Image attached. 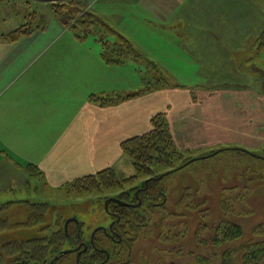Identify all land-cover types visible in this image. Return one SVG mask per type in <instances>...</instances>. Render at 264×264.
<instances>
[{
    "label": "crops",
    "instance_id": "1",
    "mask_svg": "<svg viewBox=\"0 0 264 264\" xmlns=\"http://www.w3.org/2000/svg\"><path fill=\"white\" fill-rule=\"evenodd\" d=\"M18 1L26 7L13 22L0 14L9 24L0 27V196L29 187L33 177L62 190L116 169L125 158L121 144L149 132L159 113L181 150L264 146V93L253 86L164 77L165 85L128 98L144 87L128 73L149 72L146 61L165 73L161 63L207 66L242 55L254 41L252 25L230 21L218 0H78L122 35L106 38L101 25L64 26L50 5L68 0ZM34 12L45 15L42 28ZM22 26L33 30L12 39ZM91 95L119 101L102 105Z\"/></svg>",
    "mask_w": 264,
    "mask_h": 264
},
{
    "label": "rangeland",
    "instance_id": "2",
    "mask_svg": "<svg viewBox=\"0 0 264 264\" xmlns=\"http://www.w3.org/2000/svg\"><path fill=\"white\" fill-rule=\"evenodd\" d=\"M218 1L228 8L230 21L237 23L244 17L252 25L255 38L242 55L240 53L235 60L208 63L207 66H203L198 59L196 62L170 63L171 68L161 63L165 73L159 71L156 63L146 61L149 72L128 73L131 75L128 81H140L145 85L160 78L158 82L161 84L166 77L169 82L176 83L183 76H188L215 86H253L264 93V0H230L229 5ZM1 2L0 14L9 15L12 22L14 14L26 7L18 0ZM3 26L7 29L9 24L2 20L0 27ZM204 69L212 73H204ZM241 144L215 143L191 150L178 148L187 159L226 150L209 158H200L164 178L160 185L166 193L158 198L160 204L149 201L144 219L139 222L132 219L133 227L127 228L134 236L126 237L122 245L117 246L115 259L107 264H224L223 255L227 251L232 252L235 264H247L244 258L247 247L264 242V160L232 148L242 147L264 156V146L247 147ZM184 158L178 160L175 157L169 163H159L158 172L180 167ZM116 169L118 178L134 174V167L126 157ZM139 181L75 194L65 192V188L45 187L33 177L29 187L0 196V206L8 205L0 208V217L12 222L5 232L14 236L19 235L21 229L46 230L48 235L53 231H62L70 217L80 219L86 231L90 232L109 224L110 217L104 210L105 198ZM27 199L30 201L27 204L19 202ZM29 203L47 204L46 222L33 227L14 228L16 222L18 224V221L29 217ZM42 217V213L38 215L39 220ZM228 225L241 227L243 234L235 239L229 238ZM254 264H264V258Z\"/></svg>",
    "mask_w": 264,
    "mask_h": 264
},
{
    "label": "trees",
    "instance_id": "3",
    "mask_svg": "<svg viewBox=\"0 0 264 264\" xmlns=\"http://www.w3.org/2000/svg\"><path fill=\"white\" fill-rule=\"evenodd\" d=\"M1 3L2 2L0 0V4ZM50 6L52 8V11L54 12L55 17L64 26H71V28L73 29H76L78 26L79 27L82 26L85 31L87 30L93 31L91 29V26L93 24H97L98 26L101 25L100 26V28H102L101 31L105 33L104 35H102L103 38L110 37L115 34H117L120 37L122 36L117 30L113 29L110 25H108L102 18H100L99 16H97L96 14L90 11H85L84 8L85 6L83 5L82 2L78 0H68L66 2H61V3H52ZM32 14L34 18L38 17L37 19L40 20L38 22L39 25L37 26V28H42L43 26H41V22H42L41 19H44L45 15L40 16L38 12H34ZM25 26H22L20 29L12 32L10 34L11 38L15 39L18 35L27 34L28 32L33 30V28L31 29L24 28ZM106 46L107 45H105V47ZM135 54L136 56H134V59L141 58V56H138L136 52ZM147 62L151 63L152 61H147ZM159 79L158 81H160ZM145 80L146 78L143 79V81ZM162 80H163L162 82L163 84H160L158 81L156 83L150 82L149 84H145L144 87L139 92H136L131 96H128V98L138 96L140 94L146 93L148 91H151L153 89L165 85L166 84L164 82L165 79ZM91 100L95 102H100L102 105H107L116 100L119 101V99L117 98H108L98 95H91ZM151 124H152V129L149 132L139 136H135L131 139L124 141L121 144V148L124 156L131 162L132 166L134 167L133 175L127 178H118L117 176L119 175V173L116 171L117 169L109 168L93 175L80 177L75 181L68 183L65 186V192H69V193L72 192L75 194H85L86 192L94 191L96 189H101L103 187L112 188L114 186H121L122 184L135 183L136 181L142 180L143 178L149 175H157L159 173L158 172L159 168L157 167L159 163L161 162L169 163L175 157L178 160L184 158L185 154L181 152L175 145L174 137L166 115L164 113L156 114L151 119ZM235 151L243 152L240 150H235ZM189 159L191 158L188 159L184 158L183 164L189 161ZM157 184L158 182L156 181L150 182V187L147 190V194L152 196L150 198L155 197L157 192L156 190ZM25 203L27 204V201H25ZM4 206L7 207L8 205L7 204L1 205L0 208ZM28 208L30 212V215L28 217L29 226H27V223L25 226L24 224L19 223L16 224L17 226L15 225L16 227L14 226V228L33 227L46 222L47 204L29 203ZM41 213L43 214L44 217H42L39 220L38 215ZM122 217L124 218V222L126 219H128V216L126 214H123ZM127 221L128 220H126V222ZM11 223L12 222L8 221L7 219L1 218L0 228L5 230L6 228L12 226ZM227 230H228L227 236L232 239L238 238L243 234L242 228L237 225H233V226L228 225ZM244 258L247 264H254L258 260L263 259L264 242L253 243L249 245L247 247V251L245 253ZM223 259H224V264H235L233 261V254L231 251H227L223 255ZM171 264H175V263H171Z\"/></svg>",
    "mask_w": 264,
    "mask_h": 264
},
{
    "label": "flooded vegetation",
    "instance_id": "4",
    "mask_svg": "<svg viewBox=\"0 0 264 264\" xmlns=\"http://www.w3.org/2000/svg\"><path fill=\"white\" fill-rule=\"evenodd\" d=\"M173 170L149 175L128 188L124 187L120 193L107 196L104 210L110 221L100 226L105 229L96 231L97 227L87 232L85 224L77 217L68 218L62 231H53L50 235L45 233L46 230L21 229L19 235L14 236L0 228V264H73V261L74 264H107L115 259L117 246L122 245L126 237L134 236L132 230L127 228L133 227L132 219L135 222L144 219L149 201L160 204L158 198L166 193L160 184L164 178L176 172ZM152 181L158 184L155 197L150 198L152 196L147 194V190ZM123 214L128 216V223L126 220L124 222ZM19 222L25 224L28 218Z\"/></svg>",
    "mask_w": 264,
    "mask_h": 264
},
{
    "label": "water",
    "instance_id": "5",
    "mask_svg": "<svg viewBox=\"0 0 264 264\" xmlns=\"http://www.w3.org/2000/svg\"><path fill=\"white\" fill-rule=\"evenodd\" d=\"M232 149L243 151V152L248 153L249 155L253 156L254 158H258V159H263V160H264V156H262V155H260V154H258V153L251 152L249 149L242 148V147H233ZM223 150H226V149H220V150H217V151L213 152L212 154H209V155H206V156H203V157H200V158H209V157L215 156V155L219 154V153H220L221 151H223ZM200 158L196 157V158H192V159H190V160L187 161L185 164H183V165H181L180 167L174 169L173 172H174V171H178V170H180V169L186 167V166L189 165L190 163H192V162H194V161H196V160H198V159H200ZM167 174H168V173L163 174V175H161L159 178H163V177H164L165 175H167ZM108 203H109V201L106 202V209H108ZM120 203H121V202H120ZM100 228L105 229L104 227H99V228L96 229V231H97L98 229H100ZM67 252H69V251H67Z\"/></svg>",
    "mask_w": 264,
    "mask_h": 264
}]
</instances>
